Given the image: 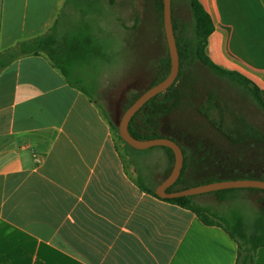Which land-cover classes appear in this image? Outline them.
Segmentation results:
<instances>
[{
    "label": "crops",
    "instance_id": "0c3cea01",
    "mask_svg": "<svg viewBox=\"0 0 264 264\" xmlns=\"http://www.w3.org/2000/svg\"><path fill=\"white\" fill-rule=\"evenodd\" d=\"M200 1L214 23L206 54L264 101V0ZM64 7L0 0V264H237L223 227L140 187L97 99L46 53L9 52Z\"/></svg>",
    "mask_w": 264,
    "mask_h": 264
},
{
    "label": "rangeland",
    "instance_id": "374dc122",
    "mask_svg": "<svg viewBox=\"0 0 264 264\" xmlns=\"http://www.w3.org/2000/svg\"><path fill=\"white\" fill-rule=\"evenodd\" d=\"M172 16L177 23V34L185 39L192 38L194 19L189 0H172ZM57 23L61 40L65 37V41L70 42L79 37L83 43L80 37L89 38L86 44L91 45L90 53L81 50L75 62L63 61V64L73 81L99 100L119 127L122 110L134 94L144 91L164 72L163 60L169 54V47L157 0H115L114 3L110 0H65ZM191 68L202 85L200 101H206L210 93L215 96L208 110L211 116L218 118L220 109L227 119L244 117L264 133V111L247 89L218 77L202 64L191 65ZM136 123L143 133L148 132L140 116ZM115 135L124 158L133 163L132 174L140 175L149 186L156 187L173 167L165 147L157 145L132 150L117 131ZM247 155L249 159L254 158L251 157L253 153ZM219 169L218 177L223 180L239 179L243 175L226 161ZM186 177L188 182H195L190 171ZM184 185L179 184L178 188ZM221 195L215 191L201 193L195 195V201L226 216L241 215L248 225H253L263 214L264 192L241 188L225 192L223 199L219 198Z\"/></svg>",
    "mask_w": 264,
    "mask_h": 264
},
{
    "label": "trees",
    "instance_id": "16d2710c",
    "mask_svg": "<svg viewBox=\"0 0 264 264\" xmlns=\"http://www.w3.org/2000/svg\"><path fill=\"white\" fill-rule=\"evenodd\" d=\"M110 1L112 3L115 2V0ZM189 6L194 19V35L192 38L185 39L177 34L178 27L173 18L181 61L179 75L176 81L165 92L153 97L135 114L130 122L129 129L137 138L150 139L168 137L174 139L181 145L185 156L184 166L179 179L168 188V191H178L198 184L223 180L218 176L221 173L219 167H222L225 161L230 162V166L232 165L236 172L238 171L243 174L239 178L264 180V133L244 117L233 116L227 119L224 116V111L220 109V116L218 118L211 116L208 110L213 105L212 103L214 101L212 99L215 96L213 93H210L205 99L206 101H200L202 85L197 74L193 72L191 65L202 64L213 70L218 77L244 87L251 93L264 111V101L260 90L247 77L236 71H230L216 65L208 57L206 54V44L214 30L213 20L200 0H189ZM157 7L161 15L162 25H164L163 0H157ZM57 30L58 23H55L48 33L24 41L10 49L9 52L16 54L46 53L71 82H75L91 98H94L83 86L73 81L67 68L63 64V61L69 64L75 62L81 50L84 53H90L91 45L86 44L89 38L84 36L80 37L84 40L83 43L79 37L68 42L67 39L65 41V37L62 40L59 38ZM163 61V74L158 76L148 88L168 76L171 68L170 55L168 54ZM144 91L134 94L131 102L122 110V114ZM216 101V105L219 106V101L217 99ZM98 102L104 114L108 117L115 134L117 131L118 136L129 149L141 150L132 147L120 136L119 127L114 123L107 111L104 110L101 102L99 100ZM138 116H140L148 132L143 133L138 128L136 123ZM163 147L167 150L171 165H174V151L170 147ZM237 147L239 149L243 148L242 151H239ZM247 153H253L251 157L254 158L249 159ZM172 168L171 166V169L166 173L164 179L171 172ZM189 171L192 178L195 179L194 183H190L187 180L186 175ZM138 183L143 190L152 193L160 199L171 201L191 209L204 223L218 224L223 227L239 245L237 264H253L257 248L264 246V208L262 209L263 214L255 220L254 224L248 225L241 215L233 213L232 215L226 216L220 214L217 210H211L206 205L196 202L195 195L162 198L156 194L155 190L157 186H149L145 180L140 178V175L138 177ZM179 184L185 185L182 188H178ZM234 189L241 188L222 189L215 192L222 194L219 198L223 199L225 192ZM246 189L264 192V189L260 188Z\"/></svg>",
    "mask_w": 264,
    "mask_h": 264
},
{
    "label": "water",
    "instance_id": "95a60500",
    "mask_svg": "<svg viewBox=\"0 0 264 264\" xmlns=\"http://www.w3.org/2000/svg\"><path fill=\"white\" fill-rule=\"evenodd\" d=\"M164 2V29L169 47V55L171 58V68L168 76L157 84L145 90L122 114L119 122L120 136L132 147L136 149H147L152 146H167L170 147L175 154V161L171 172L168 176L156 187V194L162 198H176L183 196L197 195L201 193L217 191L230 188H260L264 189V180L255 178H239L217 180L208 183L194 185L178 191H168L180 177L184 166V152L181 145L174 139L168 137H156L150 139H141L135 137L129 125L135 114L140 111L145 104L153 97L165 92L177 79L180 72V54L178 50L176 34L173 25L172 16V0H163Z\"/></svg>",
    "mask_w": 264,
    "mask_h": 264
}]
</instances>
